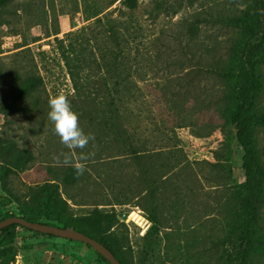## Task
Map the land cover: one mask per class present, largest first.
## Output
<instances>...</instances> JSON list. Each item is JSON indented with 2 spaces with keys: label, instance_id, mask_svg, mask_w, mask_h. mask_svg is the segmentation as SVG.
Masks as SVG:
<instances>
[{
  "label": "rangeland",
  "instance_id": "1",
  "mask_svg": "<svg viewBox=\"0 0 264 264\" xmlns=\"http://www.w3.org/2000/svg\"><path fill=\"white\" fill-rule=\"evenodd\" d=\"M111 1L11 0L0 12V150L7 144L1 141H10V149L32 154L25 166L16 167L6 166L0 152V169L8 170L3 179L7 192L0 183V217L46 210L40 202L33 205L28 192L51 181L49 168L116 154L112 141L99 143L94 138L83 149L67 148L48 119V102L59 93L71 102L74 95L62 55L69 41L89 47L93 34L100 41L107 37L106 17L132 20L140 27L139 46L148 50L153 41V53L162 52L149 67L152 74L137 78L139 101L128 104V111L137 109L141 119L138 146L149 151L167 148L157 158L177 164L167 181L160 180L153 198L144 186L130 194L128 202L119 203L118 186H101L91 201L107 203L98 207L115 213L118 222L109 237L128 264H228L218 254L238 239L236 215L244 173L242 150L225 110L231 84L211 68L231 65L244 39L241 29L221 24L216 17L239 14L244 5L239 0H191L177 9L178 0H164L157 7L154 0H137L130 10L119 0ZM260 72L264 84V63ZM28 78L36 79V88L24 98L16 96L17 89L26 94ZM259 104L264 109V86ZM73 110L79 126L94 137L87 116ZM252 133L264 165V126ZM58 197H63L60 189L51 198L64 219H78V213L92 207L67 201L65 211ZM55 210L54 205L48 209L51 214ZM258 215L264 223V201ZM39 220L48 221L41 215ZM13 245L10 264H107L85 243H61L26 227H15Z\"/></svg>",
  "mask_w": 264,
  "mask_h": 264
},
{
  "label": "trees",
  "instance_id": "2",
  "mask_svg": "<svg viewBox=\"0 0 264 264\" xmlns=\"http://www.w3.org/2000/svg\"><path fill=\"white\" fill-rule=\"evenodd\" d=\"M10 1L0 0V12ZM119 1L130 10L135 9L138 4L137 0ZM163 1L154 0L155 6L162 5ZM239 1L244 5L239 14L224 13L215 19L221 24L239 28L244 32V39L233 63L219 64L211 68V72L231 84V91L225 97V110L227 120L233 127L235 138L242 150L241 167L244 173L240 187L241 201L236 215L240 228L238 239L231 248L221 251L218 258L224 259L222 261L228 264H253V260L254 264H264V223H260L258 215L259 206L264 201V165L255 147L252 133L256 126H264V109L259 104V95L264 86L260 72V64L264 63V0ZM191 2L178 0L175 4L178 9L184 3ZM101 12L97 11L93 16H98ZM96 19L101 23L100 17ZM105 22L107 37L104 41H100L94 34L89 47L69 41L62 55L74 90L71 106L82 117L87 116L94 131L93 138L97 142L114 143L116 154L107 158L85 160L81 163L84 169L82 174L76 173V163L49 168L52 173L49 178L51 181L34 185L28 192L32 204L40 202L46 210L37 213L29 210L19 214L8 213L1 216L0 220L16 215L29 221L76 229L100 241L121 264H128L116 241L109 237L112 227L118 222L115 213L98 207L99 204L107 203L92 202L93 191L101 186H118L120 191L119 197L116 198L119 203H126L130 194L140 192L146 186L148 194L153 198L155 191L161 188L160 180L167 181L177 163L170 158L159 161L158 155L169 150L167 148L149 151L138 146L141 138L140 115L137 109L131 108L128 111V104H137L142 93L137 78L143 79L144 76L152 74L153 70L148 73L149 67L154 65L162 52L157 50L153 53V41H150L148 50L139 46L140 27L132 20L106 17ZM188 31L191 33L190 27ZM87 42H90V39H87ZM143 62L146 65H142ZM26 81L29 84L26 94L17 89L16 96L24 98L36 88L35 78H28ZM36 102L37 99L34 98V103ZM128 114L131 116L128 117ZM1 143L9 144L10 141ZM7 144L2 145L0 150L2 162L6 166H25L32 157L31 152L12 150ZM152 156L153 160L144 162V159ZM215 157L219 158L217 152ZM7 172L6 167L0 169V183L4 192H7L3 186ZM58 189L63 197L57 199L61 201L65 211L69 209L67 201L79 208H84L86 204H91L92 207L86 212L78 213V219L62 218L61 207L59 209L58 202L51 198ZM42 193L44 197L39 196ZM52 205L56 210L51 214L48 209ZM40 215L48 221H40ZM150 220L155 224V218ZM16 226L23 227L13 223L0 229V264L11 262ZM44 235L54 237L61 243L68 240L52 234Z\"/></svg>",
  "mask_w": 264,
  "mask_h": 264
},
{
  "label": "clouds",
  "instance_id": "3",
  "mask_svg": "<svg viewBox=\"0 0 264 264\" xmlns=\"http://www.w3.org/2000/svg\"><path fill=\"white\" fill-rule=\"evenodd\" d=\"M48 106V119L60 142L69 149H83L93 137L79 126L78 114L73 110L67 96L63 93L53 96ZM83 170L82 164L76 166L77 174H82Z\"/></svg>",
  "mask_w": 264,
  "mask_h": 264
},
{
  "label": "water",
  "instance_id": "4",
  "mask_svg": "<svg viewBox=\"0 0 264 264\" xmlns=\"http://www.w3.org/2000/svg\"><path fill=\"white\" fill-rule=\"evenodd\" d=\"M17 223L26 227L27 229L37 231L44 234H52L54 236L75 240L89 245L93 248L98 254H100L105 260H107L110 264H121L120 261L115 257V255L100 241L86 235L85 233L78 231L73 228L62 227L59 225H52L47 223H42L38 221H29L20 216H8L0 220V229Z\"/></svg>",
  "mask_w": 264,
  "mask_h": 264
},
{
  "label": "bare ground",
  "instance_id": "5",
  "mask_svg": "<svg viewBox=\"0 0 264 264\" xmlns=\"http://www.w3.org/2000/svg\"><path fill=\"white\" fill-rule=\"evenodd\" d=\"M132 214L134 215L135 213H132ZM130 216H131V215H130ZM135 216H136V217H138V215H137V214H136ZM138 218L140 219V217H138ZM139 222H140V221H139Z\"/></svg>",
  "mask_w": 264,
  "mask_h": 264
}]
</instances>
